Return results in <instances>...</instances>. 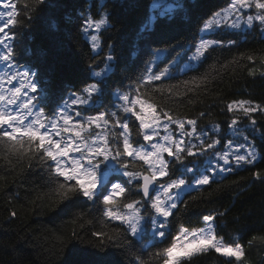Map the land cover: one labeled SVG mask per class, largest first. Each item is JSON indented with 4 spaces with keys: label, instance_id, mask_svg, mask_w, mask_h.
Listing matches in <instances>:
<instances>
[{
    "label": "snow or ice",
    "instance_id": "obj_1",
    "mask_svg": "<svg viewBox=\"0 0 264 264\" xmlns=\"http://www.w3.org/2000/svg\"><path fill=\"white\" fill-rule=\"evenodd\" d=\"M51 3L34 0L37 8ZM4 7L9 10L0 11V151L6 159L11 156L26 161L29 168L36 161L44 169L48 184L54 186L57 202H70L65 203L66 209L79 206L80 201L90 202L93 208L103 205L102 230L92 232L99 243L86 248L73 245L64 264H188L193 256L209 250L227 258L226 264H245L244 246L225 243L216 234L217 216H224V212L203 215V228L181 225L174 229L173 225L180 207H187L185 196L217 182V176L223 178L237 168L264 162L249 136L259 135L264 140L254 118L257 112L264 115V105L251 100L227 103V112H242L248 125L239 126L240 117L233 115L229 128L234 139H226L225 145L218 147L221 138L198 131L197 119L181 118L163 108L158 111L148 92L162 93L163 84L155 82L175 78L173 68L180 62L181 50L190 53L189 62L203 65L217 48L237 45V39L216 38L222 29L239 32L258 28L264 34V0H229L227 7L203 19L195 42L187 47L172 46L175 55L167 66L159 67L150 60L138 75L121 79L114 90L108 87V74L118 66V56L116 48L103 38L111 31L112 14L105 11L107 5L95 15L91 11L95 3L88 9L82 6L75 18L74 30L87 44L86 50L75 51L73 28L68 29L67 46L72 48L80 70L87 73L83 87L71 90L54 89L45 79L47 72L20 63L13 43L16 33L6 31L19 23L16 4L9 0ZM159 7L160 0L150 3L153 13ZM34 10L29 8L25 14L28 20ZM144 30L150 26L145 25ZM164 51L169 49H154L156 54ZM101 57L102 65L98 63ZM256 58L246 57L252 63ZM259 60L264 64V54ZM210 75L182 81L185 94L206 86ZM173 87L177 86L167 91L171 93ZM106 97L114 98L106 105ZM90 111L93 114H88ZM204 115L200 113V117ZM173 125L176 135L171 130ZM211 131L218 133L219 125H213ZM189 157L194 159L188 161ZM199 159L207 161L202 168L195 162ZM135 161L143 162V171L129 168ZM178 164L181 169H176ZM110 176L117 179L110 181ZM253 177L264 179L261 171L254 172ZM126 192L129 196L117 206L116 197ZM135 195L141 198H133ZM78 219L83 221V214ZM109 222L115 227L104 231ZM146 239L151 240L148 247L144 246ZM254 239L264 241V237Z\"/></svg>",
    "mask_w": 264,
    "mask_h": 264
},
{
    "label": "trees",
    "instance_id": "obj_2",
    "mask_svg": "<svg viewBox=\"0 0 264 264\" xmlns=\"http://www.w3.org/2000/svg\"><path fill=\"white\" fill-rule=\"evenodd\" d=\"M11 2L16 4L19 23L10 25L6 31L16 33L13 43L18 60L47 72L51 79L49 76L45 79L56 90L83 87L82 81L87 79V73L80 70L72 48L67 46V32L73 28L72 44L76 52L86 50L87 44L74 30L75 18L82 6L88 9L95 3V8L91 9L95 15L107 5L105 11L112 14L111 31L103 38L116 48L118 56V66L108 74V87L114 90L120 86L121 79L126 75H138L150 60L155 62L159 57L156 65L167 66L175 55L172 46L187 47L195 42L203 19L227 7L229 0H176L172 8H157L155 13L150 11V3L155 0H52L50 5H39L38 8L34 0ZM25 4L28 8L24 7ZM29 8H35L31 20L25 15ZM162 12L168 14L162 15ZM145 25H149L150 30L145 31ZM216 38L237 39L238 44L217 48L203 65L189 62L187 56L190 53L181 50L180 62L173 68L175 78L155 82L156 85L163 84L164 91H149L148 96L156 103L158 111L163 108L181 118H195L199 130L219 125L226 134L230 131L233 115L240 117L239 126L248 125L242 112H227V103L251 100L264 105V64L259 60V55L264 54V34L258 28L239 32L222 29ZM156 48L169 51L156 54ZM248 55L257 57L255 63L246 59ZM242 56L245 58L241 59ZM98 63L103 64V57ZM205 73H211L207 85L185 94L182 81ZM174 85L177 87L169 93L167 89ZM113 98L106 97L105 104ZM201 112L205 113L204 117H200ZM254 118L260 131L264 132V115L257 112ZM249 136L258 155L264 157V140L259 135ZM137 139L143 142L142 137ZM5 155L0 151V264H64L73 245L86 248L99 243L92 232L102 230L100 209L103 205L93 208L90 202L80 201L79 206L66 209L65 203L70 202H57L52 190L54 186L48 184L44 169L36 161L29 168L26 161L11 156L6 159ZM144 167L142 161L129 163L133 171H143ZM175 167L181 169L182 165ZM256 171H261L264 176V162L258 160L255 166L237 168L223 178H216L217 182L203 186L199 192L185 196L187 207H180L174 229L181 225L189 229L202 228L203 215L224 212V216H217L216 234L225 243L244 246L245 264H264V241L254 239L264 237V179H254ZM112 179L117 177L110 176L109 180ZM129 194L126 192L116 197L117 206ZM133 198L141 197L135 195ZM80 214H83V221L78 219ZM113 227L115 224L109 222L103 230L111 231ZM150 244V239L144 241L145 247ZM226 259L209 250L193 256L188 264H226Z\"/></svg>",
    "mask_w": 264,
    "mask_h": 264
},
{
    "label": "rangeland",
    "instance_id": "obj_3",
    "mask_svg": "<svg viewBox=\"0 0 264 264\" xmlns=\"http://www.w3.org/2000/svg\"><path fill=\"white\" fill-rule=\"evenodd\" d=\"M176 0H160V7L159 8H162L164 7L165 9H170L174 6V2ZM9 3L8 0H0V11L4 12V13H7V11L9 9L5 8L4 5ZM246 29H243V31H245ZM159 61V57H157L156 61L154 62L155 65L156 63ZM186 129H188V125L185 126ZM212 129V128H211ZM211 129H204L205 131H208L210 135L214 136V137H218V138H221V145L218 146V147H222L225 145V142H226V139H234L233 136H232V132L231 130L229 132H227L226 134H223V131L221 129H219V132L218 133H212ZM171 130L173 131V134L176 135L177 134V130H176V126L173 125ZM197 130L200 131L197 127ZM164 133L161 132V135H163ZM237 142H242V141H237ZM243 151V150H242ZM258 153V152H257ZM259 156V155H258ZM192 160L194 158H191ZM196 164L198 166H200L201 168L207 163L206 159H199V160H196L195 161ZM220 176H217L216 178H218ZM205 226V225H204ZM203 226V227H204ZM202 227V228H203Z\"/></svg>",
    "mask_w": 264,
    "mask_h": 264
}]
</instances>
